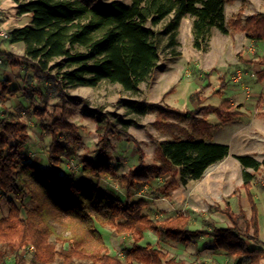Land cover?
<instances>
[{"label":"trees","instance_id":"trees-1","mask_svg":"<svg viewBox=\"0 0 264 264\" xmlns=\"http://www.w3.org/2000/svg\"><path fill=\"white\" fill-rule=\"evenodd\" d=\"M12 1L18 14L30 13L32 18L29 24L9 32L10 43L23 45V55L0 50V56L11 67H22L25 85L20 88L12 86L9 78L1 79L0 101L21 92L51 142L47 167L27 161L21 152L27 144L26 124L12 112L0 116V202L8 208L0 217V264H8V256L12 264H186L168 257L159 246L143 243L148 232L159 241L185 246L207 237L213 249L234 257L235 264H262L264 244L259 239L257 207L249 190L252 175L247 171H243L242 187L249 201V216L241 208L234 212L230 207L229 198L236 189L226 196L223 207L209 205V211L228 218L225 227L208 220L210 229L192 228L185 212L153 219L142 213L145 199L131 200L141 189L157 194L173 190L188 179H199L208 166L228 155V145L204 141L210 125L204 117L195 116V110L169 106L157 110L152 126L169 139L158 144L152 164L143 163L144 152L133 140L138 165L116 177L124 195L93 182V178L115 175L106 150L109 125L100 123L103 114L93 117L98 133L96 150L92 156L79 158V173L61 176L57 167L64 159L76 156L75 150L59 138L76 131V126L66 120L65 107L66 99L76 97L68 96L65 87H95L106 80L135 95L157 66L161 36L164 48L179 54L175 47L182 17H192L193 46L202 49L212 28L222 34L242 31L251 40H264V13L243 19L240 9L225 20L224 4L232 0H112L92 4L82 0ZM157 26L161 28L155 30ZM256 62L263 66L256 73L260 81L264 79V55ZM32 79L35 86L30 85ZM51 97L61 100L57 117L48 109ZM190 100L201 103L203 98L193 94ZM124 105L127 113L140 116L151 108L150 103L133 98L124 100ZM230 108L232 104L224 100L201 109L222 117ZM46 115L51 117L50 123L44 121ZM186 118L188 125H182ZM236 158L243 167L257 169L262 164L250 156ZM152 180H160V184L154 188L149 184ZM9 195L21 203L24 217ZM97 225L131 237L123 260L109 254Z\"/></svg>","mask_w":264,"mask_h":264},{"label":"rangeland","instance_id":"rangeland-1","mask_svg":"<svg viewBox=\"0 0 264 264\" xmlns=\"http://www.w3.org/2000/svg\"><path fill=\"white\" fill-rule=\"evenodd\" d=\"M82 1L92 4L97 1L109 2L112 0ZM120 1L128 3L130 0ZM237 6L236 0L224 4L226 19L236 13ZM241 6H245V0H241ZM257 14H263V12L259 11ZM31 18L30 13L18 14L12 0H0V30L9 33L14 28L29 24ZM191 24V17L187 16L178 29V45L175 47V50L179 52L178 55H173L170 49L164 48L165 39L163 36L160 37L157 66L152 71L151 76L140 84V91L137 94L132 95L130 92L125 91L121 85L106 80H102L95 87L81 85L65 87L68 96L76 97L66 99L65 102L66 120L76 126V131L74 133L65 132L59 138L75 150L77 157L64 159L62 165L57 167L58 175L79 173V158L94 154L98 133L97 123L93 117L103 114L100 123L109 125L106 150L109 161L114 166L115 175L106 178H93V182L101 188L110 187L116 193L124 195V190L119 188L116 183V177L138 165V154L133 140L137 141L138 146L144 152L143 163L152 164L155 161V150L158 144L169 139L167 135L157 132L152 126V121L160 107L169 106L183 111L195 110L196 115L202 117L207 114L199 108L198 104L191 102L190 97L193 94L202 96L206 87L209 90H217L222 87L224 82L222 78L218 79V71L209 70L206 72L205 69L207 65H215L216 67L224 65L221 68H226L225 71L228 70L227 68L232 67L234 51H230V47L231 45L236 46V36L230 35L229 32L222 34L216 28H212L204 47L196 49L193 46ZM160 28L161 26H157L154 29L159 30ZM194 48L207 51L206 60L203 59L202 53L196 52ZM0 50L12 52L17 56L23 55V45L21 43L12 44L8 38L1 35ZM23 76L24 70L22 67H11L6 59L0 56V80L9 78L12 86L23 88L25 85ZM36 84V80L32 79L30 85L35 86ZM205 97L206 104L215 106L222 100L220 93L216 92L209 93ZM128 98L144 100L151 104V108L143 116L129 114L124 105V100ZM48 103L49 111L57 117L61 112L59 107L61 100L51 97ZM37 105L42 106L38 103ZM53 105L58 107H52ZM7 112L17 114L28 128L27 144L21 149L23 158L39 167H47V150L51 137L41 130L40 120L32 114V107L21 92L17 96L0 101V116ZM51 120L49 115L44 118L47 123H50ZM206 120L213 125V131L215 133L220 132L221 136L218 137V141L203 138L204 141L225 144L224 142L230 138L229 133L232 128L222 126L220 129V127L215 126L218 118L214 113H211ZM188 123L189 118H186L181 124L188 125ZM235 138L236 133H233L230 140L233 141ZM244 139L245 137L240 136L236 143L237 146L233 147L232 151L233 153L251 156V152H249L250 145ZM228 169L230 172L226 180L215 174V167L211 166L206 172L205 181L188 179L186 183H180L173 190L157 192V194L149 193L148 189H141L131 196V200L145 199L147 204L142 209V213L153 219L166 218L178 212H185L191 220L192 228L210 229V225L207 223L208 220L218 227H225L229 224L228 218L219 212L209 211L208 208L211 204L223 207L227 195L225 193L236 188V167L229 166ZM149 184L155 188L160 184V180H152ZM255 185L258 189L261 188L260 178H255ZM253 192H256L255 196L257 198L255 201L263 220L264 194L257 193L256 189H253ZM9 197L13 199L12 195H9ZM14 201L21 208V216L24 217L21 203ZM25 202H27V199L23 201V203ZM230 204L232 210L237 212L236 194L230 198ZM7 212L8 208L5 202L1 201L0 217L5 216ZM247 215L249 216V211ZM96 227L101 233L109 254L123 260L125 251L132 244L131 237L129 235H116L108 227L100 225ZM261 228L264 241V224ZM142 242H150L155 246H159L167 253L168 257L182 260L186 264H235L234 257L227 255L222 250L213 249V242L207 237L198 238L194 244L185 246L178 243L159 241L152 232H148ZM7 262L12 264L11 256H8ZM262 264H264V257Z\"/></svg>","mask_w":264,"mask_h":264},{"label":"crops","instance_id":"crops-1","mask_svg":"<svg viewBox=\"0 0 264 264\" xmlns=\"http://www.w3.org/2000/svg\"><path fill=\"white\" fill-rule=\"evenodd\" d=\"M130 2V1H129ZM128 2V3H129ZM126 3V2H125ZM238 3L237 10L241 9L242 18H246L252 14H257L259 11L264 13V0H245V6H241V0H236ZM16 8V5H15ZM17 10V8H16ZM225 10V7H224ZM259 10V11H257ZM188 15L184 16L180 20L179 28ZM225 17V16H224ZM225 20L226 17H225ZM192 23V17H191ZM192 25V24H191ZM230 35L236 36V46L230 47V51L233 54V62L232 67L221 68L224 65L216 67L215 65H207L205 71L212 70L214 72L218 71V79L222 78L223 87L217 89L220 92V97L222 100L229 101L232 104V108L229 109L228 113L222 114V117H219L213 111H206L207 114L204 116L205 119L211 114L214 113L218 121L215 123L217 127H228L232 128V131L229 133L230 138L233 133H236V138L231 141L226 140L224 143L228 145V155L223 159L211 164L206 168L202 177L198 179V181H205L206 172L209 167H215L214 173L218 174L221 179L226 180V177L229 175L230 170L229 166L236 167V211L239 209H243L246 213L249 211V201L245 192V189L242 187L243 183V171H247L252 175V180L250 181V192L253 195V199L257 198L256 192H253V189H256L257 193L264 194V79L258 80L256 73L260 69L263 68L262 65L258 64L256 61L259 57L264 55V40L254 41L246 37L245 33L242 31L229 32ZM228 34V35H229ZM195 49V48H194ZM209 50V49H208ZM196 52L202 53V57L206 60V52L196 50ZM204 55V56H203ZM207 62V61H206ZM205 62V63H206ZM224 78V79H223ZM197 80V79H196ZM199 82V80H197ZM217 90H209L208 87L204 89V94L202 95L203 101L201 103H196L200 107L210 105L205 103V95H209V93L216 92ZM219 103V104H220ZM218 104V105H219ZM217 106V105H216ZM205 112V111H204ZM195 116L196 112L194 113ZM207 121V120H206ZM208 122V121H207ZM210 125L209 134L204 136V138H210L218 141V137L221 136L220 132L215 133L213 130V125ZM245 137L244 140L247 141L249 146V152H251V156L259 162H262L261 165L257 169H253L252 167H243L239 161L237 160V156H245L241 153H233V147L237 146V141L240 139V136ZM228 136V135H227ZM237 148V147H236ZM246 150V149H245ZM238 151V150H237ZM262 170H261V169ZM235 170V169H234ZM217 177V176H216ZM229 177V176H228ZM255 178L261 179V188H257L255 185ZM217 184V182H215ZM233 190L228 191L227 195H229ZM226 195V196H227ZM235 195V194H234ZM232 195L231 197H233ZM230 197V198H231ZM229 198V204H230ZM238 202V203H237ZM256 204V201H255ZM232 209V206L230 204ZM257 207V217H258V228H259V239L264 244L262 238V228L261 226L264 224V219H261L258 206ZM264 218V217H263Z\"/></svg>","mask_w":264,"mask_h":264},{"label":"built area","instance_id":"built-area-1","mask_svg":"<svg viewBox=\"0 0 264 264\" xmlns=\"http://www.w3.org/2000/svg\"><path fill=\"white\" fill-rule=\"evenodd\" d=\"M0 35L4 38H9V33L3 31V30H0Z\"/></svg>","mask_w":264,"mask_h":264}]
</instances>
